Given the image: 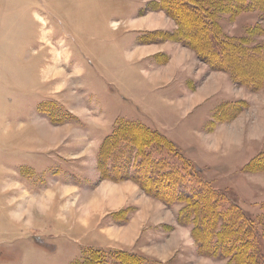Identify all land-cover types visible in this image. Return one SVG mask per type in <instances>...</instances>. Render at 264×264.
<instances>
[{
	"label": "rangeland",
	"instance_id": "1",
	"mask_svg": "<svg viewBox=\"0 0 264 264\" xmlns=\"http://www.w3.org/2000/svg\"><path fill=\"white\" fill-rule=\"evenodd\" d=\"M214 18L264 57L262 9ZM178 29L167 0H0V264H78L91 249L230 264L199 245L203 222L178 198L198 181L264 231V76L212 67ZM131 123L153 139L133 140ZM163 167L179 194L155 188Z\"/></svg>",
	"mask_w": 264,
	"mask_h": 264
},
{
	"label": "trees",
	"instance_id": "2",
	"mask_svg": "<svg viewBox=\"0 0 264 264\" xmlns=\"http://www.w3.org/2000/svg\"><path fill=\"white\" fill-rule=\"evenodd\" d=\"M167 2L179 21V29L174 32L178 41L191 46L198 56L207 61L212 67L232 70L231 72L235 77L237 76V80L240 82H248L254 86L256 83H260V78L256 80V77L255 79L251 76L257 73L264 76L262 50L254 46L247 48L244 41L243 43L236 41L233 44L228 39H224L218 31L219 27L214 15L225 10L237 13L249 7H258L264 11V0H167ZM230 43L234 46L228 47L229 45L227 44ZM234 52L238 53L237 57L234 56ZM229 57L231 59L234 58L235 62L232 64L226 63L225 59ZM252 58L258 60L260 68L253 70L249 74L245 73L238 63ZM131 124L128 128V134L130 132L131 134L136 133V135H132L133 140L153 139L155 131H151L142 125ZM108 160L113 162L116 159L110 154ZM140 163L142 164V161ZM158 163L153 159H148L140 167V170L144 171L141 174L144 176L147 172L149 173V170H153ZM163 168V170L158 168L159 172L156 174L160 183L158 182L155 188L160 190V186L161 189L169 187L170 193L179 194L181 190L180 188L179 190L176 189L175 184L180 183L182 175L165 167ZM192 173L194 172L192 171ZM149 174L151 175L152 173ZM178 198L185 199V202H187L188 216L196 218L198 213L200 221L203 222L200 232L196 222H193L192 227L199 245L212 247L215 241V248L219 250V254L230 256V264H264V231L260 228V223L249 216L234 199L233 201L229 200L225 192L210 187L204 181H198L196 185L190 188L188 193ZM99 251L106 252L102 249H91L78 264L144 263V260L141 259L142 257L132 253H124L120 250L108 251L112 254L104 258V256L97 253ZM203 251L204 253L214 254L213 250L206 251L203 249Z\"/></svg>",
	"mask_w": 264,
	"mask_h": 264
},
{
	"label": "crops",
	"instance_id": "3",
	"mask_svg": "<svg viewBox=\"0 0 264 264\" xmlns=\"http://www.w3.org/2000/svg\"><path fill=\"white\" fill-rule=\"evenodd\" d=\"M179 43V42H178ZM180 44H182L181 42H180Z\"/></svg>",
	"mask_w": 264,
	"mask_h": 264
}]
</instances>
